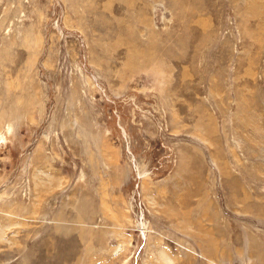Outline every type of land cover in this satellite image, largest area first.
I'll use <instances>...</instances> for the list:
<instances>
[{"label": "rangeland", "instance_id": "374dc122", "mask_svg": "<svg viewBox=\"0 0 264 264\" xmlns=\"http://www.w3.org/2000/svg\"><path fill=\"white\" fill-rule=\"evenodd\" d=\"M264 264V0H0V264Z\"/></svg>", "mask_w": 264, "mask_h": 264}, {"label": "bare ground", "instance_id": "6f19581e", "mask_svg": "<svg viewBox=\"0 0 264 264\" xmlns=\"http://www.w3.org/2000/svg\"><path fill=\"white\" fill-rule=\"evenodd\" d=\"M162 257H163L164 263L165 264L168 263L167 258H165L164 256H162Z\"/></svg>", "mask_w": 264, "mask_h": 264}]
</instances>
